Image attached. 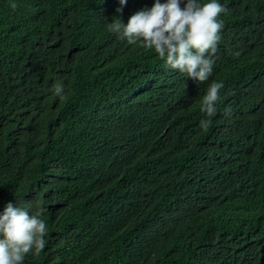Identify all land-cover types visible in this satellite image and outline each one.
Segmentation results:
<instances>
[{
    "label": "trees",
    "instance_id": "obj_1",
    "mask_svg": "<svg viewBox=\"0 0 264 264\" xmlns=\"http://www.w3.org/2000/svg\"><path fill=\"white\" fill-rule=\"evenodd\" d=\"M218 2L201 83L109 30L155 0H0V214L48 228L22 264H264V0Z\"/></svg>",
    "mask_w": 264,
    "mask_h": 264
},
{
    "label": "clouds",
    "instance_id": "obj_2",
    "mask_svg": "<svg viewBox=\"0 0 264 264\" xmlns=\"http://www.w3.org/2000/svg\"><path fill=\"white\" fill-rule=\"evenodd\" d=\"M155 0L150 9L133 14L127 24L119 17L109 23V30L126 39L129 44L140 43L154 49L171 69L186 74L198 82H205L213 72V57L221 40L224 27L219 19L228 9L218 0ZM126 0H120L124 5ZM13 8L16 5H12ZM117 11H120L118 9ZM222 82H212L201 103V112L208 117L202 119L201 127L207 130L221 100ZM54 94L62 101L67 99L62 84L54 86ZM40 208L34 215L8 202L0 214V264H22L25 255H39L44 249L47 224Z\"/></svg>",
    "mask_w": 264,
    "mask_h": 264
}]
</instances>
